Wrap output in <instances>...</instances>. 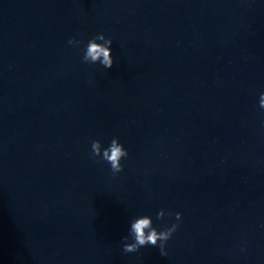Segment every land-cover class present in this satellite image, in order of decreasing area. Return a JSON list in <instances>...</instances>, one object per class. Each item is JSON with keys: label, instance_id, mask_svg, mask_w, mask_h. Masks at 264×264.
<instances>
[{"label": "water", "instance_id": "water-1", "mask_svg": "<svg viewBox=\"0 0 264 264\" xmlns=\"http://www.w3.org/2000/svg\"><path fill=\"white\" fill-rule=\"evenodd\" d=\"M262 92L264 0H0V264H264Z\"/></svg>", "mask_w": 264, "mask_h": 264}, {"label": "clouds", "instance_id": "clouds-1", "mask_svg": "<svg viewBox=\"0 0 264 264\" xmlns=\"http://www.w3.org/2000/svg\"><path fill=\"white\" fill-rule=\"evenodd\" d=\"M100 41V42H98ZM69 45H79L81 40L70 38L67 42ZM111 38H106L104 34L98 33L92 37L84 48L83 62L89 64L99 63L102 68L110 69L115 61L112 55ZM259 108L264 110V92L259 96ZM91 155L93 158L100 157L101 160L110 165V170L113 176L123 171L124 165L121 163L122 159L128 157V150L120 143L118 138H113L108 147H102L99 140H93L91 143ZM171 216V213H168ZM165 216V211L161 209L157 213V219H162ZM176 223L171 226H164L162 230H158L153 225L152 218L148 215H141L130 222L128 235L122 237V250L125 254L136 253L141 248L152 246L159 249L161 256L166 257L167 242L172 238L173 234L180 227L179 222L182 220L180 212L175 213ZM131 238V242L129 239Z\"/></svg>", "mask_w": 264, "mask_h": 264}]
</instances>
